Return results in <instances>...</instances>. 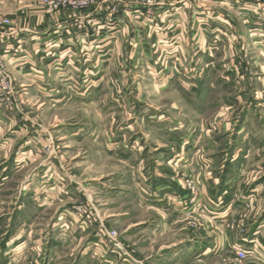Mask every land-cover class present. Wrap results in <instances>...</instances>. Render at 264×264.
<instances>
[{"label": "rangeland", "instance_id": "374dc122", "mask_svg": "<svg viewBox=\"0 0 264 264\" xmlns=\"http://www.w3.org/2000/svg\"><path fill=\"white\" fill-rule=\"evenodd\" d=\"M46 1L67 0H0V39L63 16L72 28L76 21L84 25L88 12L106 11L111 22L132 5L148 9V17L162 8L163 21L157 18L146 30L137 20L131 25L136 32L118 25L119 47L111 62L98 63L99 74L47 79L0 59L12 80L11 93L0 97V245L8 243L5 257L11 264H49L56 240L50 264H264L246 248V257L239 258L237 241L216 255H204L206 246L218 245L228 231L239 240L241 232L261 221L260 210L238 212L226 229L208 218L209 207L201 198L203 171L175 167L177 185L187 198L157 202L154 190H143L139 168L145 164L149 171L158 173L157 166L173 173L160 151L201 149L215 154L209 171L219 175L233 152L245 149L237 130L248 122L262 156L245 159L240 173L247 185L264 183V63L244 43L248 64L235 65L240 76H224L231 62L222 60L221 47L215 54L209 44L197 42L200 37L194 41L193 23L184 38L173 31L180 20L169 6L175 0H100L88 9L51 13ZM191 19L187 12L189 24ZM145 38L151 59L141 54ZM185 45L193 54L201 51L195 56L200 62L181 58ZM216 55L219 61L206 70V59ZM193 69H205L204 74L197 79ZM37 82L53 90L37 93ZM83 82L87 90L81 93L64 90L65 84ZM178 136L187 140L181 144ZM22 200L26 209L20 212ZM157 203L169 213L149 209Z\"/></svg>", "mask_w": 264, "mask_h": 264}, {"label": "crops", "instance_id": "0c3cea01", "mask_svg": "<svg viewBox=\"0 0 264 264\" xmlns=\"http://www.w3.org/2000/svg\"><path fill=\"white\" fill-rule=\"evenodd\" d=\"M251 2L252 0H175L169 3V6L173 7L172 9L174 10L175 17H179L180 20L177 22L176 28L170 27L173 28L175 32L179 31L184 38L186 28L193 23L192 29L194 30L196 26L197 31H195L192 37L193 40L196 41L200 37L197 42L201 43V45L209 44V51L215 49V54H218L216 50L221 47L224 52L222 60L231 62V67L227 69L228 75L224 76L229 77L230 75L237 74L240 76V70L235 65L242 64L245 67L249 62L246 56L244 43L248 45L249 50L254 52L253 54L257 56V59L264 63V13L260 14L258 10L253 11L250 9V5H252ZM261 7L262 9L264 8V1H262V6H260V8ZM129 8L127 12L122 13V16L115 17L111 22L110 19L108 20L107 17H105L106 11L88 12L85 14V18H82L84 20L82 29L77 27L72 28L69 25V19L64 18V16L59 18L57 22L51 20L50 22L46 19L42 24L36 23L31 25V28L21 29L20 35L32 39V48H36L35 44H39L38 46L43 49L48 46L51 47L53 44L60 46V48L56 47L52 49L51 53L47 55L48 57H45L42 53L38 55L32 52L31 58L36 64V72L40 75L47 76V79L51 77H53L52 79L66 77L81 78L89 73L92 75L99 74L98 72L100 70H98V63L104 61L111 62L115 56L116 49L119 47L121 37L117 35L118 31H115L118 25L124 28L127 27L124 31L127 29L131 30V25L134 26L137 20H141L144 28L147 30L148 27L150 29L153 28L152 23H154L153 21L158 22L157 18H162L160 21H163L162 8L154 9L150 17H148V9L137 7V5H132ZM187 12L189 15L192 14L193 20L191 19L192 22L190 24L186 21ZM66 27H68L67 31L65 29ZM252 30H257V32H251ZM133 31L136 32L139 30ZM68 33H70V35H68ZM149 41L150 40L145 38L141 42V54L147 59H151L148 53L151 48V43ZM208 41H210V43H208ZM62 42L65 43L63 44ZM219 43L221 44L220 46ZM181 49H183L181 50V58L185 57V59H187L189 57L193 60L196 59L195 61H201L200 58L198 59V57H195L200 55V50L197 51L198 54L195 51L193 54L186 45L185 47L181 46ZM185 52L190 54L185 55ZM210 54L212 56V53ZM219 57L220 56L216 55V57L205 58L208 60L206 70L209 71V68L214 66L213 64L215 62L219 61ZM73 59H75L76 62H73ZM88 62L93 63L94 66L88 64ZM69 63L70 65H68ZM233 65L234 68L232 67ZM89 67H92V70L87 72ZM94 68L95 71L93 72ZM204 70L193 69L192 71L195 75L193 76L198 79V73L204 74ZM246 71L248 72L250 69H246ZM262 72V74H264V71ZM247 74L248 73L245 75L244 71L241 72L242 76H247ZM262 77H264V75H262ZM198 82L199 80L197 83ZM84 83L85 82L79 85V87H75V85L68 87V85L65 84L64 90L66 93H81L79 92L80 90H87V85ZM53 84H55L54 81ZM33 90L37 93H48L53 89L51 85L43 88L42 85L37 82L33 86ZM242 125L243 126L237 130V132L239 131L237 137L239 141L244 143L245 149L239 148L234 151L228 159V168L222 171L221 174L218 172L219 175L216 173L214 174L216 176H213L212 172L209 171V168L212 167V165L214 167V164H216V162H214L215 154L213 153V155H210V151L201 149L189 150L188 152L186 150H181L179 152L174 149L160 151V158H164L168 166L172 164L169 168H172L173 173L157 166L154 169L159 168L158 173L149 171L145 168L144 164L139 166V168L142 167L141 169H143V173H140V175H142L141 180L144 185L143 190L145 193L152 190L156 192L155 195L159 199L154 201H161L160 198L164 201L163 198L173 197V200L178 202V198H187V193L183 189H179L177 185L178 179L175 178V176H177V174H175V167H180L185 172H189V170L192 172L195 170L200 173V170L203 171V175L199 176V179H203L200 185L201 198L205 205L209 207L208 218L211 222L224 226L226 229V226H228L238 212L260 210L258 215L260 218H258L260 221L263 216L261 221L258 222L257 220L254 222L253 226L247 227L246 234L241 232V235L239 234V240L238 238H234L231 231H228V233L226 232L223 234L222 238H220L218 245L215 246L210 244V246H206L204 255H216L220 250H224L225 247L223 248V245H233V243L237 241L241 246H244L246 250L253 253L257 261L264 263V211L261 212L264 205V183L254 182L251 185H247L246 181L242 179L243 173H240L243 170V162H245V159L253 154H256L257 157H261L262 154L259 153V150H257L252 143V137L254 135L251 134L248 122ZM164 138L167 139V136ZM188 138V141H191V137ZM171 139L175 140V138ZM176 139L181 142V144L187 140L182 136H178ZM142 157L146 156H142L141 153V158ZM257 168L260 167L257 166ZM24 201L25 200H22L20 203V212L26 209L24 207ZM149 209H158L168 213L170 211L165 204L161 205L160 203H157L153 207L150 205ZM22 233L21 231L20 235H22ZM7 244L8 243H4L0 245V264H11V258L5 257L8 252H6ZM38 244H40L39 241ZM57 245L58 243L56 240L51 243V248L48 252L50 262L53 261L52 255L56 256L57 254L55 253ZM39 248L37 250H39ZM251 257L254 258L253 256Z\"/></svg>", "mask_w": 264, "mask_h": 264}, {"label": "built area", "instance_id": "2783aa9c", "mask_svg": "<svg viewBox=\"0 0 264 264\" xmlns=\"http://www.w3.org/2000/svg\"><path fill=\"white\" fill-rule=\"evenodd\" d=\"M99 1L100 0H67L60 1L58 3L46 1L45 7L47 8V11L49 13L65 9L82 10L96 6ZM262 1L264 0H252L250 9H252L253 11L258 10L260 14L264 13V8H260V6H262ZM109 17L112 18L111 15ZM3 23L8 24V20L3 21ZM75 26H77V28L79 29L83 28V24L80 21H76ZM65 29L67 31L68 27H66ZM251 32H257V30H252ZM68 35H70V33H68ZM31 43L32 39L20 35L19 31L8 34L7 36L0 39V59L8 58L9 63L14 65L16 69H19L20 71L26 70L27 72H32L34 74V77H39L40 74L36 72V64L31 58L32 52L38 55L42 53L45 57H48L47 55L51 53L52 49L56 47L60 48V46L57 44H53L51 47L48 46L46 48L44 47L45 49H43L42 47L38 46L39 44H35L36 48H32L33 45L31 46ZM62 43L64 44L65 42ZM73 62H76L75 59H73ZM68 65H70V63ZM11 87V77L8 74L6 66L0 61V97H3V95H6L9 92L11 93ZM109 236L112 240H115L116 234H111ZM234 248L236 250L234 252L239 258L246 257L247 252L243 246Z\"/></svg>", "mask_w": 264, "mask_h": 264}]
</instances>
